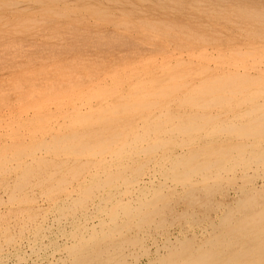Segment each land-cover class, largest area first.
Listing matches in <instances>:
<instances>
[{"label":"bare ground","instance_id":"1","mask_svg":"<svg viewBox=\"0 0 264 264\" xmlns=\"http://www.w3.org/2000/svg\"><path fill=\"white\" fill-rule=\"evenodd\" d=\"M38 1V72L0 92V264H264V0Z\"/></svg>","mask_w":264,"mask_h":264},{"label":"rangeland","instance_id":"2","mask_svg":"<svg viewBox=\"0 0 264 264\" xmlns=\"http://www.w3.org/2000/svg\"><path fill=\"white\" fill-rule=\"evenodd\" d=\"M82 1V2H81ZM5 3H0V92L6 91L7 87L9 86L12 76L18 78H30L38 72L39 69V58H40V47L42 46L39 42H36V32L40 31L41 29H48L50 19L44 20L42 15L43 5L39 3L38 0H21V1H14V0H5ZM7 3V4H6ZM11 3H14L11 5ZM88 3L94 4L93 0H80L78 6L87 5ZM54 6V4H53ZM60 7H63L61 4ZM109 7H115L113 4H110ZM63 9V8H62ZM78 11V10H77ZM83 10H80L76 14L72 15V19L75 18L74 23H81L85 19L90 18V15L87 13H82ZM63 13V12H62ZM82 13V14H81ZM47 15V14H46ZM45 15V16H46ZM50 18V14L46 16ZM30 20L32 23L28 26L27 30L24 31H17L20 30L16 28L15 25L17 24L18 20ZM56 23H62L63 21L66 22V19L62 18V15H58L54 17ZM63 22V23H64ZM19 27L18 25H16ZM44 30V31H46ZM10 34V35H9ZM8 35V37H7ZM84 35L83 33L77 32L71 37L74 38L75 36ZM10 36V37H9ZM70 41H67L65 44H68ZM44 55L49 54L48 51L51 53V47L49 44L44 42ZM48 46V47H46ZM65 46V45H64ZM71 49V48H67ZM88 49V46L84 47L83 53ZM89 51V49H88ZM79 52V51H77ZM42 60L45 61L49 67L53 68L55 65L52 63L54 60H57V57L54 56H41ZM68 60H74L75 58H67ZM13 64V65H12ZM2 65V66H1ZM54 69V68H53ZM10 80V81H9ZM3 82V83H2ZM6 83V84H4ZM2 84V86H1ZM8 85V86H7ZM1 87H5L4 90ZM2 106V104H1ZM0 106V115L1 113H5L6 108ZM5 115V114H4ZM14 254L7 255V263L8 264H34L33 259L26 256L27 258L22 259ZM30 258V259H29ZM27 259V260H26ZM15 261V262H14ZM27 261V262H26ZM147 261L146 258L141 260V264H145ZM10 262V263H9ZM26 262V263H25ZM144 262V263H143Z\"/></svg>","mask_w":264,"mask_h":264}]
</instances>
